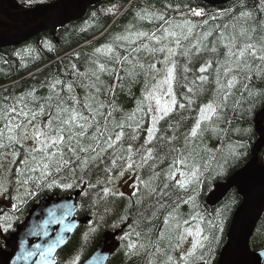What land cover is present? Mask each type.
<instances>
[{
    "label": "trees",
    "instance_id": "16d2710c",
    "mask_svg": "<svg viewBox=\"0 0 264 264\" xmlns=\"http://www.w3.org/2000/svg\"><path fill=\"white\" fill-rule=\"evenodd\" d=\"M57 1L34 0L37 5ZM192 10L201 11L203 15L195 16ZM159 16L170 22L172 30L178 34L181 28L176 25L189 21L196 26L193 34L202 39L205 46L197 56L178 54L171 57L176 64L178 81L173 84V92L177 100L187 107L180 109L177 106L156 125L158 136H175L173 145L186 150L188 168L178 166L174 170L175 178L169 179L167 174L173 171L169 168L171 156L163 159L162 152L154 168L126 169L125 165L126 172L131 175L121 192L115 193L117 180L121 178L120 165L124 161L118 160L117 166L113 167V155L109 150L103 162L91 166L86 172L82 173L77 168L75 175L68 170L58 175L53 173L61 185L59 187L37 190L31 181L28 185L18 183V180L38 175L28 171L23 162L34 163L32 156L39 159L40 154L32 152L38 146L30 143L35 142L31 137L14 144L8 140L15 133L9 132L6 125L24 121L23 116L15 113L11 114V119L8 118L13 107L16 112L23 110L29 115L36 112L37 126L43 127L49 112L58 111V103L71 107L74 101H79L76 106L85 115L88 114L83 107L85 103L95 102L96 107L103 104L104 113L112 112L108 120L110 129L123 121L131 125L124 129L125 149L128 144H132L134 149L144 144L147 128L151 125V115H145L149 102L144 97L146 91L162 79L158 76L153 80L155 73L150 75L147 66L155 63L161 72L165 53L151 56L148 50L132 52V56L145 66L141 69L129 56V51L137 45L117 41L116 38L132 34L130 39H134L136 32L164 35L161 29L169 27V24L158 19ZM253 28L256 29L252 34L254 42L264 40V0H234L220 8L210 7L200 0H101L88 8L84 18L57 29L54 36L43 32L24 45L0 51V143L9 145L0 148V179L6 178L11 184V190L0 193V248H5L8 237L45 196L64 198L79 192L76 217L89 218L91 224L76 229L57 253L56 264H82L93 254L105 232H120L116 238L119 248L107 264H216L241 198L233 190L215 207L208 206L206 201L218 184L225 183L249 162L258 139L254 117L264 108V62L256 61L251 71L246 68L239 72L228 71L235 69L236 64L229 60V49L225 47L228 40L222 37L239 35L242 30ZM204 33H209L206 39H203ZM142 42L149 48L161 47L154 40ZM163 43L167 45L168 40ZM98 48L101 53L96 52ZM108 48H112L111 53ZM126 57L127 61L117 62V58L123 60ZM206 61H210L212 67L208 72L200 73L199 68ZM101 64L104 71H100ZM185 67L188 72L184 71ZM200 75L207 76L208 80L203 85L197 80L193 85L192 81ZM230 79L234 80V86L228 89L226 85ZM188 87H194L196 94L189 93ZM225 92L228 93L226 104H222L212 119L202 122L198 136L190 137L186 147L184 137L201 118V107L213 102L221 104ZM185 97H191L193 103L189 104ZM41 109L44 110L43 115L39 114ZM133 114L141 125L136 140L131 139L135 120L128 119ZM27 132L33 133L31 126ZM167 151L165 148L164 152ZM117 154L126 155V152L117 149ZM259 158L264 163V148ZM133 159L138 160L139 157L134 155ZM193 168L198 170L195 176L191 174ZM225 168L226 171L222 172L221 169ZM181 180L185 181L183 188L178 184ZM66 183L73 186L63 187ZM89 184L95 187H89ZM25 187L36 194L28 196ZM105 187L114 195L104 197ZM151 188L157 191L150 195ZM165 219L168 225H165ZM178 227L181 228L179 231ZM187 227L192 231L199 227L202 235L209 237L203 240V247L192 249L193 237L185 234ZM130 244L135 245V249H130ZM250 248L252 251L264 249V215L251 239ZM189 250L194 254L187 255ZM180 252L184 260H180Z\"/></svg>",
    "mask_w": 264,
    "mask_h": 264
},
{
    "label": "snow or ice",
    "instance_id": "6c2138e0",
    "mask_svg": "<svg viewBox=\"0 0 264 264\" xmlns=\"http://www.w3.org/2000/svg\"><path fill=\"white\" fill-rule=\"evenodd\" d=\"M192 14L195 16H201L203 13L198 10H192ZM249 15L250 14H242ZM143 18V17H141ZM158 19L163 20L165 24H169V27H164L161 31L164 33L162 36H157L155 32L153 33H144L136 32L134 34V39H130V36H118L117 41H128L130 45H137L135 48H132L129 51V56L136 61V66L143 69L145 66L140 64L136 57L132 56V52L139 53L141 50H148L149 55L155 56L156 53H165L164 61L165 71L163 79L157 80L155 84L152 85L150 89L146 91L144 99L148 101L147 111L145 115L152 116V124L147 128V137L145 138L144 144L139 148H133L132 144H128L125 149L123 146V141L125 139L126 133L124 131L125 127H131L127 121L118 122L113 125L110 129L108 127V120L112 116V112L104 113L102 109L105 105L100 104L98 107L93 104L85 103L83 105L84 109L88 110V114L85 115L84 112L80 111L77 108L79 101H74L71 107H64L61 104H57L58 111L56 113L49 112V118L46 124L43 127H38L36 123V112L24 113L23 110L16 112L15 107H13L9 114L8 118L11 119V114L15 113L17 116H23L24 121L15 125H6L9 132H14L15 135L9 136L8 140L11 143H18L22 139H28V126H31L33 129L32 139L39 145V147L33 148V153H39V159L35 155L32 156L31 163L25 160V168L32 172L38 173V175L24 179L23 181L18 180V183L22 185H28L31 181L37 190L48 187H59L60 184L57 183L55 174H60L65 170L70 171L73 175L77 168L83 173L90 169L91 166L96 165L100 162H103V158L111 150L113 159L112 166H117V161H124V164L120 165L121 172L123 175V170L135 168H143L145 166L149 168L155 167V162L161 159L160 153H164L163 159H167L171 156V163L169 168L173 171H170L167 176L169 179H174V170L178 166H183L188 168V155H186V150H181L176 148L173 145V141L176 139L173 137H161L157 135L158 129L156 125L159 124L161 120L165 117H168L178 106L180 109H185L187 106L184 103H180L174 92L173 84L177 82L176 77V64L171 60V57L176 55H183L186 57L197 56L202 50L203 45L202 39L197 38L193 34V29L195 25L190 24L189 21L185 20L183 25H176V27L181 28V32L178 34L172 30V25L170 22L164 20L163 16H159ZM185 26L186 29H185ZM256 29L242 30L239 35H233L231 37H222L227 39L228 43L225 45L229 49L228 57L233 63L236 64L235 69H228V71H243L245 68L248 71H251V67L255 64L256 61L264 62V40L255 41L254 34ZM209 33L203 34V39H206ZM172 37V40L168 38ZM145 39L154 40L156 44H161V47H151L147 43H143ZM168 40V44L165 45L163 41ZM193 40L196 42L193 43ZM137 41H140L137 44ZM186 42V43H185ZM174 45V47L172 46ZM181 49V51H177ZM127 50V49H126ZM212 51H215L213 48ZM97 53H101V49H96ZM108 52H112V48H108ZM127 57L121 60L117 58V62L127 61ZM170 65V66H169ZM212 67L210 61H206L200 68V73L208 72L209 68ZM259 67V66H257ZM100 71H104V65L99 66ZM147 71L152 75V79L160 75V70L156 68L155 63H149L147 66ZM185 72H188L187 67L184 68ZM227 74V73H226ZM99 79V77H97ZM187 80V77H184ZM200 82V85H203L208 80V77L205 75H200L196 77L192 83L196 84V81ZM219 83V79L217 81ZM234 86V80L230 79L227 81L226 87L228 89ZM187 91L189 93L196 94V89L194 87H188ZM228 93H224V100L221 104L215 102L204 105L200 109L201 118L197 120L195 126L191 129V132L184 137L185 145L189 142V138L192 139L198 136V130L201 129V124L203 121L212 119L214 115L217 114L218 109L222 104H226ZM167 97V99H165ZM188 99V103H193L191 97H185ZM152 101H155L153 106ZM143 104V102H141ZM144 111L143 108L140 109ZM40 115L44 114V110H40ZM129 120H135V114L128 118ZM103 121V124L101 123ZM141 128L140 121L135 120V128L133 129V135L131 136L132 140H136L137 130ZM2 135V134H0ZM9 145L0 143V148H7ZM168 148L167 152H164V149ZM117 149L120 152H126V155L117 154ZM175 153V155H173ZM15 155V153H13ZM138 156V160H134L133 156ZM151 162V163H150ZM126 165V169H125ZM198 170L193 168L191 174L195 176ZM21 174H23L21 172ZM158 175V174H156ZM181 176H185L184 172H180ZM49 177H52L49 179ZM82 180L83 177L81 176ZM179 187H185V181L181 180L178 182ZM71 183H66L63 187H72ZM89 187H95L94 185L89 184ZM147 187V184H146ZM165 188L168 187L167 184L164 185ZM157 191L156 188H151L149 194H153ZM25 192L28 196L35 195L36 193L32 190H29L25 187ZM135 194V193H134ZM103 195L107 197L109 195H114L111 190L107 187L103 188ZM122 195V194H121ZM15 207V205H14ZM50 215H55V211H52ZM165 225H168V220L165 219ZM187 223V221H185ZM163 232L161 233V235ZM185 234L187 236L193 237L192 240V249L197 247H203L202 240H208L209 237L203 236L199 227L192 231L191 229H185ZM184 237L181 236V239ZM199 238V239H198ZM55 245H49L48 251L51 252L52 248ZM38 247V246H37ZM135 245L130 244V249H135ZM193 251L189 250L187 255H193ZM169 261L172 260L171 257L168 258ZM185 257L181 256L180 260H184Z\"/></svg>",
    "mask_w": 264,
    "mask_h": 264
},
{
    "label": "water",
    "instance_id": "95a60500",
    "mask_svg": "<svg viewBox=\"0 0 264 264\" xmlns=\"http://www.w3.org/2000/svg\"><path fill=\"white\" fill-rule=\"evenodd\" d=\"M101 0H59L27 10L9 21L35 24L18 33L0 34V48L18 46L43 32L55 35L56 29L84 18L88 8ZM210 7H223L234 0H200ZM3 2V0H0ZM258 137L249 162L225 183L218 184L207 198V205H219L226 195L236 191L241 203L234 212L216 264H264V249L252 251L251 239L264 215V163L260 153L264 148V108L254 117ZM79 192L70 197H45L29 212L28 218L0 248V264H56L55 257L81 225L91 219L77 218ZM55 211V215H50ZM120 232H105L94 253L82 264H107L119 248L116 238ZM55 245L51 252L49 245ZM38 246V247H37Z\"/></svg>",
    "mask_w": 264,
    "mask_h": 264
},
{
    "label": "flooded vegetation",
    "instance_id": "af4514ba",
    "mask_svg": "<svg viewBox=\"0 0 264 264\" xmlns=\"http://www.w3.org/2000/svg\"><path fill=\"white\" fill-rule=\"evenodd\" d=\"M35 5H37V2H34V0H3V2H0V34L18 33L24 28L28 29L38 25L39 23L23 25L9 21V18H16L23 12L32 9V7L34 8ZM33 39L31 38L30 40ZM30 40L22 42L18 46L0 48V51L19 47Z\"/></svg>",
    "mask_w": 264,
    "mask_h": 264
},
{
    "label": "rangeland",
    "instance_id": "374dc122",
    "mask_svg": "<svg viewBox=\"0 0 264 264\" xmlns=\"http://www.w3.org/2000/svg\"><path fill=\"white\" fill-rule=\"evenodd\" d=\"M38 5H35L34 6V8H36ZM33 7H32V9H34ZM31 10V9H30ZM170 66V65H169ZM164 71H165V64H163V66H162V71L160 72V75H159V77H161L162 79H163V76H164ZM161 80V79H160ZM165 99H167V97H165ZM152 104H153V106H154V104H155V101H152ZM151 124H152V116H151ZM32 132H29V134H28V136L29 137H32ZM31 144H33V145H36V146H38L39 147V145L36 143V142H34V143H32V142H30ZM226 169L227 168H225V169H221L222 170V172H224V171H226ZM125 173V174H124ZM123 174V176L121 175V178H120V180H117V184H116V186H115V188H114V191H115V193H120L121 192V188H122V186L127 182V180H128V177L131 175V173L130 172H126V170H125V172H124ZM188 175L186 174V177H187ZM6 190H11V184H10V182H9V180H7L6 178H4V179H0V193L1 194H5L6 193ZM190 227H187L186 229H189ZM181 228H179L178 227V229H177V231H179ZM202 233V232H201ZM199 239V238H198ZM190 243V242H189ZM202 243H203V240H202ZM182 254V252H180V253H178V255H179V258H180V256H182L181 255ZM185 261H187V260H185ZM186 263V262H185Z\"/></svg>",
    "mask_w": 264,
    "mask_h": 264
}]
</instances>
